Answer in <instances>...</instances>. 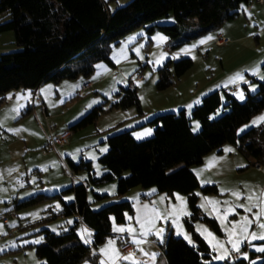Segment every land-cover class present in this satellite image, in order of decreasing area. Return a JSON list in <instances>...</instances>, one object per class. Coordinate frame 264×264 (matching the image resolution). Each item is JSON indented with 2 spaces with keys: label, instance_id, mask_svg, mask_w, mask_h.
<instances>
[{
  "label": "rangeland",
  "instance_id": "obj_1",
  "mask_svg": "<svg viewBox=\"0 0 264 264\" xmlns=\"http://www.w3.org/2000/svg\"><path fill=\"white\" fill-rule=\"evenodd\" d=\"M102 1L107 11L112 12L129 0ZM7 19V13H0V23ZM154 23L172 25L176 23V19L173 14H169ZM146 26L141 25L125 34L118 43H111L108 47V59L111 63L103 60L96 62L89 76L78 75L74 79H62L57 83H42L36 90L39 103L34 101V91L30 89L19 88L5 93L0 102V264H43L36 256L34 246L43 242V229L59 232L72 224L76 215L64 217L58 212L61 200L70 202L73 199L72 192L65 190L81 180H85L88 185L86 198L92 209L97 210L120 200L130 201L134 218L141 219L139 226L143 239L153 237L161 243L165 235L171 233L174 237L193 244L182 220L188 214L184 195L173 193L171 197L170 194L156 193V197L149 196L144 201L141 195H149L154 192V188L144 189L138 186L123 195H117L115 180L89 183L87 172L72 171L68 160L73 163L88 161L93 176L98 178L105 172L98 157L106 152L101 149L107 150L106 138L109 135L128 130L140 121L142 127L134 134L131 130V134L136 140L148 138L152 136L154 129L147 124L149 119L187 107L199 95L207 94L213 89L220 91L223 85H228L224 88L234 87L233 96L238 101H243L244 99H239V94L244 95L242 84H247L248 87L252 83L247 76V81L245 80V73H253L249 77L254 76L258 81L264 77L259 72L260 65L264 62V2L250 0L247 5L240 4L234 19L223 21L190 37L175 49H171L175 40L157 29L148 34ZM198 27L196 19H192L190 25L183 28V33L194 35ZM218 35L227 39V42L215 44ZM208 36L214 38L207 40ZM202 39L206 41L204 44L199 43ZM184 48L190 51L182 53L181 49ZM16 50L18 47L13 31L0 32V54ZM181 57L190 58L191 67L179 78L171 76L172 84L168 88L157 90L155 81L158 69L168 60L175 61ZM237 73L243 76V80L230 82ZM137 76L142 81H136ZM84 80L91 81L92 86L78 95L77 91ZM125 87L136 90L142 112L140 115L134 107L109 109L110 104L117 100L115 93ZM256 89L257 87H252L249 92L254 93ZM156 104L163 108H153ZM97 105H101L104 111L94 120L74 127L77 121ZM187 113L189 114V110ZM220 114L221 110H218L212 118ZM260 117H264V108L241 125L237 133L261 125L264 120L258 119ZM191 121L192 124H198L196 120ZM66 129L69 130L66 143L54 147L50 137ZM147 129H151V134L137 139V134ZM225 148L235 147L225 144ZM224 149L223 155L227 153ZM235 153L237 156L232 160L226 154L222 166L202 161L203 165L191 167L198 175L200 185L215 184L218 190L216 194L208 195L202 194L199 189L195 192L201 212L214 218L220 229V234H217L202 221L194 223L195 231L210 249V259L205 261L206 264H232L236 261L231 253L237 251L229 243V233L234 226L235 234L231 238L241 241L238 251L240 257L247 264H257L261 260V251L257 249L264 248L263 240L252 239L250 234L255 232L258 237L264 235V229L259 227L264 223V214H260L264 212V167L256 169L245 155L238 150ZM181 165L179 163L171 170ZM234 192H239L240 197L234 196ZM94 194L101 195V198L97 199ZM249 196L252 197L251 200L248 199ZM177 197L183 198V203ZM31 199L34 201L26 204ZM207 201H217L215 208L218 210L214 211L213 205ZM202 204L205 207H201ZM248 207L252 208L251 212L246 210ZM229 208L233 211L227 212L226 218H223ZM132 216L126 215V220L131 221ZM245 217L252 223L248 225V233H241ZM3 219H6L5 222ZM111 223L115 224L112 219ZM142 224L144 227H141ZM149 229L152 232L148 233ZM158 229H163L162 239L155 234ZM78 231L81 233L80 226ZM209 232L211 236H208ZM83 235L80 234L79 238L86 243ZM185 236L190 238L191 243ZM110 240L114 241V236L108 237L105 244L109 246ZM220 244H223L229 255L224 260L213 259L214 256L223 254L224 249L213 251V245L218 247ZM250 252L255 253L252 258L248 257ZM123 261V264H138L132 259ZM82 264L90 263L84 260Z\"/></svg>",
  "mask_w": 264,
  "mask_h": 264
},
{
  "label": "trees",
  "instance_id": "obj_2",
  "mask_svg": "<svg viewBox=\"0 0 264 264\" xmlns=\"http://www.w3.org/2000/svg\"><path fill=\"white\" fill-rule=\"evenodd\" d=\"M250 0H129L114 11H107L102 0H0V13L8 19L0 23V32L13 31L18 50L0 54V102L6 92L13 89L37 88L46 81L54 83L62 79H74L78 75L89 76L94 64L108 59V47L118 43L128 32L143 25L149 34L155 29L175 40L171 49L198 33L205 32L226 20L234 19L240 4ZM173 14L176 23L156 25L154 22ZM192 19L199 24L193 35L183 33ZM192 65L190 58L168 60L158 69L155 81L157 90L172 84L171 76L179 78ZM264 76V62L260 65ZM256 83V91L250 93L247 84H242L244 100L238 101L223 89L204 95L189 114L183 108L176 112L155 115L147 121L154 127L152 136L136 140L131 130H124L106 138L107 150L98 157L105 172L98 178L93 176L90 163L68 160L74 172H87V181L92 184L115 180L116 194L123 195L133 187L154 188L155 193H180L186 197L188 214L183 224L193 244L180 237L166 234L161 244L166 264H206L210 249L195 231L196 221L204 222L215 233L220 234L217 221L203 214L198 206L197 189L202 194H216L215 184L200 185L191 170L200 165L206 154L221 151L225 144L233 145L240 153L252 158L253 164L264 167V122L250 127L242 133L238 128L264 108V79ZM117 100L111 108L134 107L138 115L141 108L134 88H120L115 93ZM221 110L218 117L212 116ZM104 111L101 105L94 106L74 127L94 120ZM191 120L199 128L193 131ZM194 123V122H193ZM182 165L171 170L175 165ZM87 183L78 182L65 191L72 192L70 202L61 200L59 215L78 216L79 221L92 230L91 246L97 247L110 236L111 219L124 223L126 215L132 216L130 201L120 200L97 210L87 201ZM97 199L101 195L94 194ZM145 198V195H141ZM34 200L26 201V204ZM78 220L66 230L53 232L43 229V242L34 246L36 256L43 264H81L88 260L99 264L98 258L90 254V245L82 242L78 234ZM264 244V240L262 241ZM255 253L250 252L252 258ZM257 264H264V252ZM211 264H227L211 263ZM232 264H247L239 257Z\"/></svg>",
  "mask_w": 264,
  "mask_h": 264
},
{
  "label": "crops",
  "instance_id": "obj_3",
  "mask_svg": "<svg viewBox=\"0 0 264 264\" xmlns=\"http://www.w3.org/2000/svg\"><path fill=\"white\" fill-rule=\"evenodd\" d=\"M218 36H220V35H218ZM259 72H261V70ZM249 74L251 75L253 73H250V72L249 73H245V80L246 81H247L246 76L249 79L255 78L254 76L249 77L250 76ZM225 86H228V85H223V88ZM252 87H254V88L256 87V83L255 82H252L251 85H249L247 87V90L249 91V89L252 88ZM223 88H220V90L223 89ZM199 89H202V88L200 87ZM214 90H217V89H213V91ZM204 95H206V94H204ZM204 95H199V97H197L196 99L191 101V103H190L191 107H188L189 106L188 105L187 107H182V108L185 109L186 111L190 110L195 104H197L200 101V99ZM231 95H233L232 92H231ZM180 104H182V103H180ZM179 106H182V105H179ZM157 107L163 108L159 104H156V105L153 106V108H157ZM193 126L194 127L196 126L195 122L193 123ZM139 127H142V123H140V121L135 123L132 127H129L130 128L129 130H132V134H134L136 131H138L137 129H139ZM133 130H135V131H133ZM224 146L225 145H223L221 147V151L220 152L211 151L208 154H206L204 156V158H203V163L206 162V161L207 162L211 161L214 164L222 166V164L224 163L223 157L226 154H227L226 157L231 159V160L236 158L237 155H236L235 152L237 150L235 148H231V149H233V151L227 152L225 155H223ZM246 158L248 159L249 163H253L254 160L252 158H250V157H246ZM203 163H201V164L203 165ZM236 166L237 165L235 164V167ZM216 169L219 170V168H216ZM192 171L195 174V176L197 177L198 175L196 174L195 170H192ZM197 180H198V177H197ZM81 181H83V180H81ZM208 182H210V181H208ZM206 184H208V183H206ZM155 194H156L155 192L149 193V195L145 194V196H146L145 198H147L149 196H152L154 198V197H156ZM172 196H173V194H171V197ZM145 198H144V201H145ZM75 219L78 220L77 221L78 222V226H80V229H81V233H79V231H78L79 236H80V234H82V235L84 234L83 235L84 236V240L88 241V242H86V244L90 245V254H94V255L97 256L99 264H101L102 261H103V264H123L124 263L123 259L120 258V253H119V250H118V246L121 243V241H128V242L132 243L136 247V253L132 254V260L135 261L136 263H138V264H166V260H165V257H164L163 251H162V246H161L164 238H163L161 243H158L156 239H153V237H150V238H147V239H143L141 237V230H140V226H139L140 222H141V219H139L138 217L134 218V215L131 218L132 222L129 221V220H125L124 223H115L114 225L111 223V225H110V233L111 234H110L109 237L114 236L115 243H114L113 247L108 246L107 244H105V241L103 243H101L99 246L95 247V248L92 247L91 246L92 230L89 229L88 227H86L85 225H83L79 221L78 216H76ZM115 228H123V229H125V231L117 232V231H114ZM83 229H87V233L83 232ZM128 229H134L135 231H134V233L133 232H129ZM149 232H152V229H149L148 233ZM89 233H90V235H89ZM134 240L139 241V243H133ZM153 254H155V255L153 256ZM128 255L129 254H127L125 256H128ZM144 257H148L149 260L147 262L142 261V258H144Z\"/></svg>",
  "mask_w": 264,
  "mask_h": 264
},
{
  "label": "snow or ice",
  "instance_id": "obj_4",
  "mask_svg": "<svg viewBox=\"0 0 264 264\" xmlns=\"http://www.w3.org/2000/svg\"><path fill=\"white\" fill-rule=\"evenodd\" d=\"M213 38H214V37H212V36H208L206 39H207V40H211V39H213ZM205 42H206V41H205L204 39H202V40L199 41L200 44H204ZM192 47H195V45H193ZM189 51H190V49H188V48L181 49V52H182V53H185V54H187ZM173 58L175 59L176 57L174 56ZM98 67H102V66H98ZM262 79H264V77H262ZM236 80H243V76H242L241 74L237 73L236 76L233 78V80L230 81V82H235ZM239 99H241V100L244 99V95H243L242 93L239 94ZM189 107H191V105H189ZM258 119H260V120H264V117H260V118H258ZM256 122H257V121H253V123H256ZM198 128H199V124H196V126L193 128V131H196ZM241 131H243V129H241ZM150 134H151V129H147V130H145L143 133H139V134H137V139H140V138H142L143 136H147V135H150ZM101 151H106V149H101ZM224 151H225V152H231V151H233V149H231V148H225ZM241 166H242V165H241ZM113 187H114V186H113ZM232 194H233L234 196H236L237 198L240 197V193H239V192H234V193H232ZM177 198L181 200V203H183V198H180V197H177ZM161 199H163V197H162ZM248 199L251 200L252 197L249 196ZM207 203L213 205V210H214V211H217V210H218V209L215 208V205L218 203L217 201H207ZM201 207H205V205L202 204ZM240 207H243V205H241ZM246 210L249 211V212H251V211H252V208H251V207H248ZM232 211H233L232 208L227 209V211H226V213H225V217H223V218H226L227 212H232ZM260 214H264V212H262V213H260ZM260 214H258V215H260ZM157 217H159V213H157ZM223 218H222V219H223ZM244 220H245V226L241 229V233H248V225H250V224L252 223V221L249 220L247 217H245ZM69 223H71V221H69ZM153 226H154V224H153ZM141 227H144V225L142 224ZM259 227H260L261 229H264V223H261V224L259 225ZM114 231H117V232H123V231H125V229H123V228H115ZM128 231L134 233L135 230H134V229H128ZM204 231L207 232V229H204ZM83 232L87 233V229H83ZM162 233H163V229H158L157 232H156L155 234H156L159 238L162 239ZM144 234L146 235L147 232H145ZM234 234H235V226H234V228H233V231H231V232L229 233V237H230V238H229V243L232 245V249H233L234 251H237V252H238V251H239V244L241 243V241H240L239 239H237V240H233L231 237H232ZM89 235H90V233H89ZM211 235H212V234L209 232V233H208V236H211ZM250 235H251V238H252V239H257V238H258V239L264 240V235H260V236L258 237L257 234H256L255 232H252ZM185 239H188V240H189V243H191V240H190L189 237L185 236ZM39 242H40V241H36V243H39ZM85 242H88V241L86 240ZM114 243H115V241H113V240H110V241L108 242L109 246H112ZM133 243H139V241L134 240ZM220 249H224L223 244H220L218 247H217V245H213V251H219ZM257 250H258V251H261V252H264V248H259V249H257ZM114 251H115V250H114ZM117 255H118V254H117ZM154 255H155V254H153V256H154ZM228 255H229V253H228L227 249H224L223 254H220V255L214 256L213 259H216V260H224V259H226V258L228 257ZM245 258H247V257L245 256ZM122 259H125V260H131V259H132V254H129L128 256H124V257H122ZM101 264H103V261L101 262Z\"/></svg>",
  "mask_w": 264,
  "mask_h": 264
},
{
  "label": "built area",
  "instance_id": "obj_5",
  "mask_svg": "<svg viewBox=\"0 0 264 264\" xmlns=\"http://www.w3.org/2000/svg\"><path fill=\"white\" fill-rule=\"evenodd\" d=\"M253 1L256 2V3H263L264 2V0H253ZM214 42L217 45H221L223 43H226L227 39H225L222 36H217L215 38ZM135 79H136V81H142L140 76H137ZM91 86H92V82L91 81L84 80L80 84L79 89L77 91V94L78 95L82 94L85 90L89 89ZM223 90L226 93H231L234 90V87H227V88H224ZM33 98H34L35 102H37V103L40 102V98L37 95V91L33 92ZM68 136H69V130L66 129V130H63V131H61L59 133L53 134L50 137V140H51V142H52L54 147H60V146H63L66 143ZM254 165H255L256 169H260L261 168V165H259V164H254ZM5 220L6 219H3V222H5ZM118 250H119V253H120V258L124 257L127 254H135L136 253V247L132 243H130L128 241H121V243L118 246ZM231 256L233 258H235V259H238L240 257V252H232ZM148 260H149L148 257L142 258V261H144V262H147Z\"/></svg>",
  "mask_w": 264,
  "mask_h": 264
}]
</instances>
